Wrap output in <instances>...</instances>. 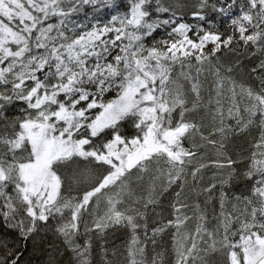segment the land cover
<instances>
[{"label":"snow or ice","instance_id":"6c2138e0","mask_svg":"<svg viewBox=\"0 0 264 264\" xmlns=\"http://www.w3.org/2000/svg\"><path fill=\"white\" fill-rule=\"evenodd\" d=\"M116 228L124 264H264V0H0V264Z\"/></svg>","mask_w":264,"mask_h":264},{"label":"trees","instance_id":"16d2710c","mask_svg":"<svg viewBox=\"0 0 264 264\" xmlns=\"http://www.w3.org/2000/svg\"><path fill=\"white\" fill-rule=\"evenodd\" d=\"M232 56L233 54L229 53L226 54L225 58L227 59ZM244 63L248 65L249 61L245 60ZM201 79H203V76L201 77ZM210 80L211 77H209V81ZM254 137H258V133L255 130H253L252 135H242L232 138L228 144V154L233 157H240L241 162H244L247 155L253 150L252 141ZM205 181H207V179ZM232 191H234L237 194L241 192H245L246 186L243 184H237L232 189ZM194 198L195 197L193 196L190 199L193 200ZM171 200H172L171 194H167L165 195V197L162 198L160 205L157 206L156 208V213H159L160 215H152L149 221L150 224L153 221L166 220L170 216L172 210L169 207V203ZM126 235H129L127 229L116 228L109 230L107 236L102 239L94 237L93 248L90 257L92 264H104L106 260L113 261V264H124V252H125L126 244L128 242ZM46 240L52 241L54 245L60 249L61 254L57 256L56 259L59 261H63V264H68V260L71 254L66 250L62 242L58 240L56 237L52 236L51 233L47 235ZM82 240L83 237H81V241ZM161 246L164 248H170L171 246L170 236L168 235L164 236V238L161 241ZM102 247H105L108 250V255L106 257L103 255L101 251ZM44 249H45L44 251L37 250L35 253H33L31 249H29V251H27L24 254L23 260L25 262L31 260V264H47L48 249H49V245L47 243L44 245ZM114 252L116 253L115 255H113ZM166 259H171V257H166ZM217 259H222V257L218 256Z\"/></svg>","mask_w":264,"mask_h":264},{"label":"rangeland","instance_id":"374dc122","mask_svg":"<svg viewBox=\"0 0 264 264\" xmlns=\"http://www.w3.org/2000/svg\"><path fill=\"white\" fill-rule=\"evenodd\" d=\"M208 156H209L210 159H215V153L212 152V151H209ZM206 162H209V161H206ZM214 172H216V169L214 171V168H212L211 166L208 169H206L205 172H204V181L202 183L203 184H207L212 179ZM206 179H207V181H205ZM195 199L196 198H194L193 200L190 199L189 202L190 203H194ZM200 199L202 201V198H200ZM100 212L101 213L103 212V207H101ZM126 238L129 241V235H126ZM170 240H171V238H170Z\"/></svg>","mask_w":264,"mask_h":264}]
</instances>
